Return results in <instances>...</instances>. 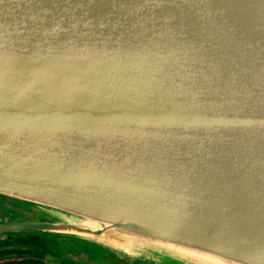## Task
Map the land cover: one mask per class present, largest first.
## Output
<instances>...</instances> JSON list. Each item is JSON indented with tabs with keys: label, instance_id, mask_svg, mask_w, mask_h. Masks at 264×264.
<instances>
[{
	"label": "water",
	"instance_id": "water-1",
	"mask_svg": "<svg viewBox=\"0 0 264 264\" xmlns=\"http://www.w3.org/2000/svg\"><path fill=\"white\" fill-rule=\"evenodd\" d=\"M0 194L141 264H264V0H0Z\"/></svg>",
	"mask_w": 264,
	"mask_h": 264
},
{
	"label": "flooded vegetation",
	"instance_id": "flooded-vegetation-1",
	"mask_svg": "<svg viewBox=\"0 0 264 264\" xmlns=\"http://www.w3.org/2000/svg\"><path fill=\"white\" fill-rule=\"evenodd\" d=\"M38 206L0 194V226L45 220ZM0 264H141L71 237L40 231H1Z\"/></svg>",
	"mask_w": 264,
	"mask_h": 264
}]
</instances>
